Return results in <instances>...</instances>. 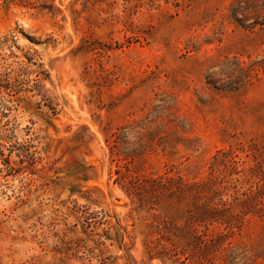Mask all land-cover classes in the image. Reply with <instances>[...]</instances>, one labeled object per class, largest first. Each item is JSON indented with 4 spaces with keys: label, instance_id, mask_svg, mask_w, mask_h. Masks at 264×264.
I'll return each instance as SVG.
<instances>
[{
    "label": "rangeland",
    "instance_id": "rangeland-1",
    "mask_svg": "<svg viewBox=\"0 0 264 264\" xmlns=\"http://www.w3.org/2000/svg\"><path fill=\"white\" fill-rule=\"evenodd\" d=\"M238 1L0 0V264H264V5Z\"/></svg>",
    "mask_w": 264,
    "mask_h": 264
},
{
    "label": "trees",
    "instance_id": "trees-1",
    "mask_svg": "<svg viewBox=\"0 0 264 264\" xmlns=\"http://www.w3.org/2000/svg\"><path fill=\"white\" fill-rule=\"evenodd\" d=\"M250 0L244 1V0H239L237 4L233 5V13L232 15L234 16V18L236 19V21L241 25L244 26L243 23H241L240 19L238 18V14H240V9H244L245 5L247 4V2H249ZM252 1H256V0H252ZM262 4L264 5V0H262ZM264 24V23H263Z\"/></svg>",
    "mask_w": 264,
    "mask_h": 264
}]
</instances>
